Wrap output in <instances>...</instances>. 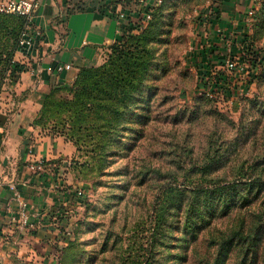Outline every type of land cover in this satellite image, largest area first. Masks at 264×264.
<instances>
[{
	"label": "rangeland",
	"instance_id": "374dc122",
	"mask_svg": "<svg viewBox=\"0 0 264 264\" xmlns=\"http://www.w3.org/2000/svg\"><path fill=\"white\" fill-rule=\"evenodd\" d=\"M118 1L139 12L145 6ZM66 3L70 11L84 8L83 0ZM165 3L159 26L167 33L155 45V62L167 68L149 80L140 123L128 124L126 137L108 155L75 148L70 158L56 159L58 189L69 194L62 195L63 210L52 215L49 231L55 234L49 243L57 264H264V170H259L264 169V0L254 5L255 16L248 14L250 0ZM228 4L233 19L225 12ZM203 48L215 49L208 62H201ZM227 58L234 70L226 69ZM6 84L7 79L0 91ZM202 90L212 97H200ZM7 118L0 120L4 124ZM49 123L34 126L32 136L63 137L73 144L49 130ZM211 163L213 169L202 173ZM242 182L259 183L261 192L255 195L254 187L226 212L185 227L194 186ZM171 198L182 201L169 207ZM237 230L242 233L237 242L223 245ZM257 239L251 257L250 243Z\"/></svg>",
	"mask_w": 264,
	"mask_h": 264
},
{
	"label": "crops",
	"instance_id": "0c3cea01",
	"mask_svg": "<svg viewBox=\"0 0 264 264\" xmlns=\"http://www.w3.org/2000/svg\"><path fill=\"white\" fill-rule=\"evenodd\" d=\"M148 1L139 0L144 5ZM83 2V9L68 12L66 0H38L31 29L33 47L28 53H15L23 69L10 76L0 91V118L8 116L0 123V264H57L49 243L55 234L49 231L54 230L52 215L63 210L60 201L69 194L58 189L62 180L56 159L70 158L75 146L63 137L32 136L36 133L32 119L51 87L69 83L79 68L103 63L104 51L123 31L121 25L142 14L122 7L118 0L108 6L103 5L108 0ZM228 5L225 12L233 19L234 8ZM120 12L123 19L117 18ZM224 19L222 26L228 29ZM57 64H70L71 69L57 72ZM20 94H25L24 99L16 101ZM39 163L41 170L31 168ZM13 188L27 202L26 224L12 198Z\"/></svg>",
	"mask_w": 264,
	"mask_h": 264
},
{
	"label": "trees",
	"instance_id": "16d2710c",
	"mask_svg": "<svg viewBox=\"0 0 264 264\" xmlns=\"http://www.w3.org/2000/svg\"><path fill=\"white\" fill-rule=\"evenodd\" d=\"M165 6V0H150L142 8L139 20H128L121 25L123 31L109 45L104 62L79 68L71 84L52 88L33 118L32 125L43 126L46 122L49 123L48 119L52 117L49 130L67 138L76 150L83 148L108 155L115 144L126 137L128 124L140 123V111L148 107V93L152 88L149 80L155 72H164L167 68L155 62V45L162 44V36L167 33L159 26ZM253 13L255 16L254 11ZM144 14L150 16L145 23L142 22ZM27 27L32 29L34 26L28 23L25 17L0 12V87L4 80L23 69L14 57L17 51L23 50L20 40ZM214 51L215 49L208 52L207 48H203L201 62H208L210 53ZM222 51L225 52L226 49ZM262 59L264 61V55ZM224 61L221 60V63ZM252 62L254 61L251 60ZM200 94V97L207 99L213 95L205 90ZM210 165L200 168L201 172L211 171L212 163ZM236 183L216 184L212 187L194 186L193 200L186 210L185 227L192 229V225L205 219L208 214L226 212L232 204L238 203L240 198L246 199L247 195L254 191V187L257 189L255 195L261 192L262 186L259 183H240L244 186ZM181 201L180 198H171L169 207L179 205ZM241 236V231L237 230L224 240L223 245L235 243ZM255 242L259 240H252L250 243L251 257L254 254L252 247Z\"/></svg>",
	"mask_w": 264,
	"mask_h": 264
},
{
	"label": "built area",
	"instance_id": "2783aa9c",
	"mask_svg": "<svg viewBox=\"0 0 264 264\" xmlns=\"http://www.w3.org/2000/svg\"><path fill=\"white\" fill-rule=\"evenodd\" d=\"M160 1V0H158ZM259 0H250L251 7L248 10V14L251 15L254 9V5L256 6L258 4ZM38 6V0H0V12L7 13V14H16L25 17L28 23L33 22L34 14L36 11V8ZM125 15L120 12L118 14V19H123ZM149 14H144L142 22H146L149 19ZM31 29L27 27V31L23 34V37L20 40V45L22 47L23 53H28L31 48L33 47V39L31 38ZM40 32H36L37 35H39ZM228 50L230 51L231 43L228 45ZM227 51V49H226ZM226 69L228 70H234V62L227 58L225 62ZM71 69L70 64H57L55 66V70L57 72H62L63 70H69ZM31 151V150H30ZM32 169H40L41 163L32 165ZM14 189V193L12 198L18 202V214L21 219V222L23 224H26L28 222V215H27V202L21 197L20 192L16 188Z\"/></svg>",
	"mask_w": 264,
	"mask_h": 264
}]
</instances>
